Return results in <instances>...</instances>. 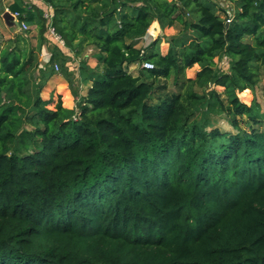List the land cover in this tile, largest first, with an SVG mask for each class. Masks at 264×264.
Returning <instances> with one entry per match:
<instances>
[{
    "label": "trees",
    "instance_id": "obj_1",
    "mask_svg": "<svg viewBox=\"0 0 264 264\" xmlns=\"http://www.w3.org/2000/svg\"><path fill=\"white\" fill-rule=\"evenodd\" d=\"M227 1L233 12L213 0L9 6L36 16L45 41L51 6L65 48L97 50L98 69L81 96L65 74L77 99L48 110L61 49L50 69L32 48L0 50V264H264V115L237 94L264 77V0ZM154 22L180 27L138 46Z\"/></svg>",
    "mask_w": 264,
    "mask_h": 264
},
{
    "label": "rangeland",
    "instance_id": "obj_2",
    "mask_svg": "<svg viewBox=\"0 0 264 264\" xmlns=\"http://www.w3.org/2000/svg\"><path fill=\"white\" fill-rule=\"evenodd\" d=\"M2 3L4 0H1ZM6 1V0H5ZM216 3H218L223 8H227L229 11L233 12L232 3L227 0H213ZM33 7V6H32ZM6 9H4V6L0 5V50L4 49L6 47H9L12 43L18 48L19 50H23L24 52L28 51L30 48L37 51L36 54H38V69H45L51 68L48 67V61L46 59L47 54H51V52H57L56 45H53L50 43L49 40L45 39L42 40L39 33L38 26L31 27L29 26V29L22 30L18 27L14 26H7L4 23V20L2 18V14ZM231 12V13H232ZM179 25L172 26L169 28H164L158 30L156 27H150L147 31V34L145 37L140 39L137 42L138 46H146L148 45L153 38L159 36L161 39H164L167 36H173L176 35L179 29ZM189 35H186L185 38L182 39H175L174 43L177 45V47L181 50L182 54L187 51V46L182 47V44L189 40ZM42 43L41 48H39V44ZM160 50H166L168 47V44L164 41H162L159 45ZM35 51V52H36ZM62 56L60 55L59 59L57 60L58 69L55 68V65H53V73L52 75L47 79L45 86L43 87L40 96L42 98L41 107L46 108L48 110H52L58 101V98L61 97L63 102H66L67 104V98L74 100L77 99L75 96L70 94V89L68 88V77L72 80L73 89H75V92L78 94V96H81L86 93V89L88 86V74H89V68H97V60L94 55V53L97 51L93 49L92 47H86L83 50L80 51V53L76 54L72 51H70L68 48H65L64 50H61ZM60 61V62H59ZM84 62L86 67H81V63ZM218 66L222 71L228 70V64L226 58H223L221 60L217 61ZM138 65H133L129 70L132 72H136ZM98 69V68H97ZM199 69L198 65H193L191 68H182L181 78L184 79L193 77L195 72ZM38 72H34V77L38 76ZM174 73V72H173ZM68 74V77L65 75ZM39 77V76H38ZM173 76H171L167 82H166V91H177L179 90V87L173 82ZM65 88L66 93L63 94L61 91ZM218 90H222L221 87H216ZM198 90V89H197ZM69 93V94H68ZM238 98L246 104H250V102L255 99L261 108V112L264 115V77L262 78V81L257 85L255 89H246L242 88L238 92ZM69 95V96H67ZM217 125L222 130H231L230 126L226 122L224 117H216Z\"/></svg>",
    "mask_w": 264,
    "mask_h": 264
},
{
    "label": "built area",
    "instance_id": "obj_3",
    "mask_svg": "<svg viewBox=\"0 0 264 264\" xmlns=\"http://www.w3.org/2000/svg\"><path fill=\"white\" fill-rule=\"evenodd\" d=\"M34 2H39L42 3L43 0H33ZM13 16V18L17 21V27L22 30H27L29 29V26L25 21L20 20L22 17V14L19 11H13L10 12ZM42 18L46 20L47 22V37L51 39V41L59 47L61 50L65 48V42L62 39L61 35L56 31L54 25H53V19H54V13L51 8V6H44V10L42 12ZM230 19H227V23L230 22ZM49 55L46 56L47 61L49 60ZM55 68L58 69L57 63L54 64ZM143 67L145 68H150L152 67V64L150 62H144Z\"/></svg>",
    "mask_w": 264,
    "mask_h": 264
},
{
    "label": "crops",
    "instance_id": "obj_4",
    "mask_svg": "<svg viewBox=\"0 0 264 264\" xmlns=\"http://www.w3.org/2000/svg\"><path fill=\"white\" fill-rule=\"evenodd\" d=\"M14 3H17V7H25V8H27V9H29V8H33V9H36V7L37 6H40V4L41 3H39V2H34L33 0H4L3 1V3H2V1L0 0V5L2 4L3 6H4V9H6L7 11H9V12H11L10 10H9V6L11 5V4H14ZM33 6V7H32ZM44 6V5H43ZM5 10V11H6ZM15 20V19H14ZM5 23V22H4ZM6 24V23H5ZM17 21H16V25L14 24V25H12V26H14V28L15 27H17ZM7 25V24H6ZM38 25V19H37V17L35 16L34 17V23L31 25V27H36ZM8 26V25H7ZM151 27H153V28H157L158 30H160L161 28L159 27V25H158V23L157 22H154L152 25H151ZM149 30V29H148ZM145 37V36H144ZM49 39V38H48ZM50 40V43H52L53 45H54V43L51 41V39H49ZM47 55H49V54H47ZM67 91V90H66ZM66 91H65V88L61 91V93H63V94H65L66 93Z\"/></svg>",
    "mask_w": 264,
    "mask_h": 264
},
{
    "label": "water",
    "instance_id": "obj_5",
    "mask_svg": "<svg viewBox=\"0 0 264 264\" xmlns=\"http://www.w3.org/2000/svg\"><path fill=\"white\" fill-rule=\"evenodd\" d=\"M2 18L4 20V22L8 25V26H12V25H16V20H14L12 14L9 11H4L2 14ZM228 25V23L226 24V26Z\"/></svg>",
    "mask_w": 264,
    "mask_h": 264
}]
</instances>
